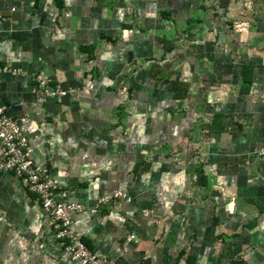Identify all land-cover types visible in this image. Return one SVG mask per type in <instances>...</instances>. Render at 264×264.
Segmentation results:
<instances>
[{
    "label": "crops",
    "instance_id": "obj_1",
    "mask_svg": "<svg viewBox=\"0 0 264 264\" xmlns=\"http://www.w3.org/2000/svg\"><path fill=\"white\" fill-rule=\"evenodd\" d=\"M61 2L0 0V69L18 70L0 71V106L30 117L34 163L83 207L87 247L116 264H264V0L236 21L203 0ZM245 65L249 92L219 96ZM38 73L74 97L42 95ZM202 79L217 103L200 104ZM40 208L0 171V264H72Z\"/></svg>",
    "mask_w": 264,
    "mask_h": 264
},
{
    "label": "built area",
    "instance_id": "obj_2",
    "mask_svg": "<svg viewBox=\"0 0 264 264\" xmlns=\"http://www.w3.org/2000/svg\"><path fill=\"white\" fill-rule=\"evenodd\" d=\"M2 72L17 74L18 70L2 67ZM34 89L47 97L75 95V89H61L50 85L46 75L35 76ZM30 117L26 114L8 116L0 106V171L12 174L22 188L36 197L48 229L62 244V253L72 264H116L112 259L91 252L73 226V219L84 209L77 204H64L54 199L57 187L47 177V172L33 160V148L28 139ZM264 158V147L261 151ZM114 198L126 196L117 192Z\"/></svg>",
    "mask_w": 264,
    "mask_h": 264
},
{
    "label": "rangeland",
    "instance_id": "obj_3",
    "mask_svg": "<svg viewBox=\"0 0 264 264\" xmlns=\"http://www.w3.org/2000/svg\"><path fill=\"white\" fill-rule=\"evenodd\" d=\"M203 3L208 8L206 10V13L212 12L215 14V12L217 10H219V12L221 13V10H222V12H223L222 14H225V16H227V11H228L229 12L228 17L230 19H234L236 21L238 19H241L242 18L241 16H245L247 13H249V11L258 12L260 0L256 4H255L254 0H239L234 4L237 6L234 11H233L234 0H222V1L221 0H203ZM224 3H226V6H222ZM239 6H242L243 9L242 8L239 9ZM244 7L246 9H244ZM224 11H225V13H224ZM196 24H197V22H196ZM214 38H216V36H214ZM225 45L226 44L220 40V36H219V40L214 41V46L212 48L213 54L215 56H218L219 53L221 55V54H224L225 52H227ZM259 45L261 47L263 46V40L260 42ZM202 56H204L203 53H202ZM240 56H241V54H240ZM210 61H212L211 62L212 66L208 65L207 69H208V71H212V73H213L214 66L217 63H214V60H210ZM215 69H216L217 73H221V71L218 70L217 65H216ZM198 83H200V85L197 87V92L199 93V97H200V104L206 103V100H207L208 104L213 103V102L217 103L216 97L214 98L212 96V94H215V87H213L211 90H209V87H211V86H208L207 81H205L203 79L201 81H199ZM236 83L239 85V87H242L241 76L238 77V82L234 81V84H232V81L227 77L226 81H224L222 83V85L219 86L220 90L216 91V93H218L219 96H220V94H227L229 96V94H231L234 91V86ZM201 94H203V96H206L207 98L202 97V99H201ZM208 97H210L211 102L209 101ZM218 102H219V100H218ZM204 111H205V109H203L199 112H196V115L194 116L195 124L201 125V122L203 123V112ZM207 128L210 129L211 126L209 124H207Z\"/></svg>",
    "mask_w": 264,
    "mask_h": 264
},
{
    "label": "trees",
    "instance_id": "obj_4",
    "mask_svg": "<svg viewBox=\"0 0 264 264\" xmlns=\"http://www.w3.org/2000/svg\"><path fill=\"white\" fill-rule=\"evenodd\" d=\"M58 1V5H61V0H57ZM195 21L196 20V22L198 21L197 19H192V21ZM191 21V22H192ZM133 26H134V23H133ZM162 41H163V39H162ZM164 41H165V44H166V46H169L170 48H172V46H170V44H172L173 45V42L172 41H168V40H165L164 39ZM84 48H86V51H88L89 53V57L91 58L92 56H93V54H92V48H91V46H86V47H84ZM246 66H248V65H245L244 66V68H243V71H242V88H241V94H246V93H248L249 92V90L251 89V86H253V74H252V71L250 70V68H246ZM180 83V82H179ZM181 87H185V92L187 93L188 92V88H189V84H187V83H183V82H181L180 84H179V90L181 91ZM221 116L219 115H217L216 117H215V119H214V121H213V123H214V125H215V123H216V118H217V121H221V118H220ZM30 195H32V194H30ZM32 196H34V195H32ZM35 197V196H34ZM36 198V197H35ZM113 198H114V196H113ZM83 242H84V244L86 245V243H85V241L83 240ZM61 243V242H60ZM87 246V245H86ZM88 248V247H87ZM89 249V248H88ZM90 250V249H89ZM91 252H93L92 250H90ZM93 253H95V252H93Z\"/></svg>",
    "mask_w": 264,
    "mask_h": 264
}]
</instances>
